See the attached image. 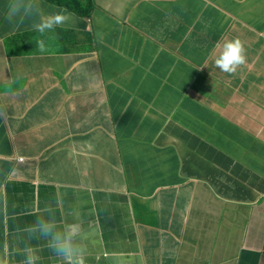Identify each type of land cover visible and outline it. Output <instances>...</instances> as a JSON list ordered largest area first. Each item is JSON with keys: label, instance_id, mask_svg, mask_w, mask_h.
<instances>
[{"label": "crops", "instance_id": "0c3cea01", "mask_svg": "<svg viewBox=\"0 0 264 264\" xmlns=\"http://www.w3.org/2000/svg\"><path fill=\"white\" fill-rule=\"evenodd\" d=\"M8 2L0 258L66 264L25 231L43 215L79 225V264H264V0H38L72 14L44 34Z\"/></svg>", "mask_w": 264, "mask_h": 264}, {"label": "clouds", "instance_id": "9594fccd", "mask_svg": "<svg viewBox=\"0 0 264 264\" xmlns=\"http://www.w3.org/2000/svg\"><path fill=\"white\" fill-rule=\"evenodd\" d=\"M32 15L39 17L38 22L32 24V28L41 34L62 26L72 19V14L63 11L44 15L40 11L38 0H9L6 9V18L9 23H14L17 18L23 20ZM37 47L40 51H44V41L39 40ZM245 62L244 46L239 39H235L223 44L220 54L215 59V66L224 73L232 74ZM45 212L50 213L51 209H45ZM25 231L32 235H38L50 250L66 261V264H79V256L81 255V248L78 243L80 238L79 225L67 224L60 227L54 218H45V216L40 215ZM30 251L31 249H25V252ZM0 264H9V260L6 257L0 258ZM26 264H32L31 256H28Z\"/></svg>", "mask_w": 264, "mask_h": 264}, {"label": "trees", "instance_id": "16d2710c", "mask_svg": "<svg viewBox=\"0 0 264 264\" xmlns=\"http://www.w3.org/2000/svg\"><path fill=\"white\" fill-rule=\"evenodd\" d=\"M60 6H65L74 13L82 16H91L96 7L95 0H48Z\"/></svg>", "mask_w": 264, "mask_h": 264}, {"label": "bare ground", "instance_id": "6f19581e", "mask_svg": "<svg viewBox=\"0 0 264 264\" xmlns=\"http://www.w3.org/2000/svg\"><path fill=\"white\" fill-rule=\"evenodd\" d=\"M58 6H60V5H58ZM61 7H65V6H61ZM65 8H67V7H65ZM68 9V8H67ZM18 162H21V160L20 161H18Z\"/></svg>", "mask_w": 264, "mask_h": 264}]
</instances>
